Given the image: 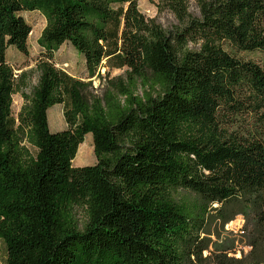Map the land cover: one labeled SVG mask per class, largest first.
Instances as JSON below:
<instances>
[{"label":"trees","instance_id":"16d2710c","mask_svg":"<svg viewBox=\"0 0 264 264\" xmlns=\"http://www.w3.org/2000/svg\"><path fill=\"white\" fill-rule=\"evenodd\" d=\"M138 1L0 0L6 264H264V63L241 56L264 53V0H148L169 27ZM24 11L46 18L29 93L7 56L28 53ZM66 42L88 80L56 66ZM55 104L66 128L54 132ZM88 133L97 162L76 167ZM238 215L251 249L234 257L212 228Z\"/></svg>","mask_w":264,"mask_h":264},{"label":"rangeland","instance_id":"374dc122","mask_svg":"<svg viewBox=\"0 0 264 264\" xmlns=\"http://www.w3.org/2000/svg\"><path fill=\"white\" fill-rule=\"evenodd\" d=\"M140 11L147 17L153 18L157 22L161 23L164 27H169L175 21L174 16L168 11H159L157 5L148 0L138 1ZM26 21L31 25L32 31L28 39V53L24 54L14 47L9 48L7 52L8 60L14 67L15 72L19 75L22 71L27 72L28 86L25 89L28 93L38 82L39 72L37 64L42 57H44L45 50L38 44V38L40 37L45 25L46 18L39 11H24L21 13ZM243 58L252 59L260 63H264L263 52H245L241 55ZM54 62L57 67L65 69L68 73L78 78L87 79V70L85 65L84 56L79 53L69 42L63 44L60 49L55 53ZM106 69L102 70L105 73ZM124 73V69H113L110 77H114ZM93 87L97 93H101L104 89V81H101L97 77L92 78ZM104 82V83H103ZM103 83V84H102ZM24 99L22 93L18 92L13 96V114L18 116ZM49 126L52 131H59L66 128V121L63 114V106L61 104H55L48 111ZM94 138L92 133L86 134L83 143L79 145L78 152L73 159H78L79 155L81 159L87 160L84 165H91L97 162V157L94 152ZM90 151L89 155H85V152ZM81 153V154H80ZM76 216L81 225L85 222V211L82 208L76 209ZM245 220L242 215H238L234 220L229 222L224 229H222L219 222L213 223L214 235L213 240L224 241V243L232 244L235 249L234 252H229V256L241 257L243 254H247L250 251V246L247 243L245 235L242 234ZM216 233L221 234V238L218 239ZM207 254V252H205ZM0 264H6V250L4 243L0 240Z\"/></svg>","mask_w":264,"mask_h":264},{"label":"crops","instance_id":"0c3cea01","mask_svg":"<svg viewBox=\"0 0 264 264\" xmlns=\"http://www.w3.org/2000/svg\"><path fill=\"white\" fill-rule=\"evenodd\" d=\"M50 109H51V108H50ZM50 109H49V111H50ZM92 146H93V145H92ZM80 154H81V153H80ZM87 154L89 155V154H90V151H87V150H86L85 155L87 156ZM86 161H87V160H83V159H81V157H80V155H79L78 159H75V160L73 161V165L76 166V167H78V166H82L84 163H86Z\"/></svg>","mask_w":264,"mask_h":264},{"label":"bare ground","instance_id":"6f19581e","mask_svg":"<svg viewBox=\"0 0 264 264\" xmlns=\"http://www.w3.org/2000/svg\"><path fill=\"white\" fill-rule=\"evenodd\" d=\"M88 155V154H87Z\"/></svg>","mask_w":264,"mask_h":264}]
</instances>
